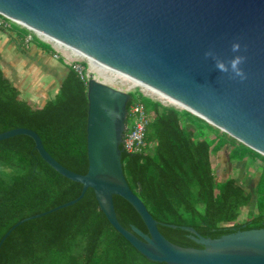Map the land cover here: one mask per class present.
Instances as JSON below:
<instances>
[{
  "label": "water",
  "instance_id": "95a60500",
  "mask_svg": "<svg viewBox=\"0 0 264 264\" xmlns=\"http://www.w3.org/2000/svg\"><path fill=\"white\" fill-rule=\"evenodd\" d=\"M0 16L166 96L172 105L264 156V0H0ZM233 45H238L236 51ZM237 56L240 76L232 70ZM87 97L85 175L57 162L32 130L17 128L0 134V142L31 138L51 168L83 186L77 199L18 222L0 241V249L20 225L76 205L91 189L110 225L151 262L264 264V229L211 239L192 227H180L202 249L167 240L124 174L121 146L130 93L91 76ZM115 196L134 208L147 234L121 225Z\"/></svg>",
  "mask_w": 264,
  "mask_h": 264
},
{
  "label": "trees",
  "instance_id": "16d2710c",
  "mask_svg": "<svg viewBox=\"0 0 264 264\" xmlns=\"http://www.w3.org/2000/svg\"><path fill=\"white\" fill-rule=\"evenodd\" d=\"M0 30L26 38L29 31L0 16ZM33 43L52 52L51 46L34 38ZM59 94L43 107L21 99V92L4 75L0 56V134L25 128L36 132L46 151L65 168L88 172L87 85L71 66ZM127 106L141 103L152 118L147 141L154 152L146 156L123 152L124 174L161 234L183 248L202 249L180 227H192L201 236L219 239L237 231L264 229V172L257 193L258 212L244 223L238 220L252 194L234 178L220 181L211 156L226 143L232 146L230 161L264 156L199 117L175 106L130 93ZM122 149V147H121ZM83 186L57 173L39 155L34 141L17 136L0 142V241L18 222L77 199ZM117 218L128 230L147 228L124 199L114 197ZM167 225H175L173 229ZM0 264H165L147 260L108 222L89 189L74 206L28 221L17 227L0 249Z\"/></svg>",
  "mask_w": 264,
  "mask_h": 264
},
{
  "label": "crops",
  "instance_id": "0c3cea01",
  "mask_svg": "<svg viewBox=\"0 0 264 264\" xmlns=\"http://www.w3.org/2000/svg\"><path fill=\"white\" fill-rule=\"evenodd\" d=\"M35 38H38L42 43L44 42L37 35ZM21 40L22 38L13 31L0 30L2 70L5 77L20 90L21 99L29 101L36 108H41L59 94L61 86L69 73V65L64 62L63 58L56 55L57 53L52 47L53 53L38 47L36 44L24 47ZM231 153L232 146L230 143H226L218 151L214 150L211 156L212 167L220 181L223 182L229 177L234 178L237 184L252 194L250 205L242 209V213L248 210V218L250 213L258 212L257 187L259 180L256 186H253L252 180H247V185H245L244 181L247 179L248 172L241 165L247 163L248 159L254 158L247 157L244 160L230 161L229 155ZM220 162L222 163V172L216 168V164L220 165ZM262 162L264 163L263 160ZM232 173L236 175L232 176Z\"/></svg>",
  "mask_w": 264,
  "mask_h": 264
},
{
  "label": "rangeland",
  "instance_id": "374dc122",
  "mask_svg": "<svg viewBox=\"0 0 264 264\" xmlns=\"http://www.w3.org/2000/svg\"><path fill=\"white\" fill-rule=\"evenodd\" d=\"M21 28H23L22 26H20ZM29 31V30H28ZM36 37V34L34 32L29 31L28 36L26 37V39L24 38L23 40H21V44L24 47H27L31 44L35 45L33 43V40ZM42 38V37H41ZM38 39V38H37ZM44 39V38H42ZM47 40L49 43H46L48 45H50L54 51L57 53L56 55L58 57H61L64 59V62L67 63L68 65H78L81 66L84 70L85 73L89 76H93L94 78H96L97 80L107 84L108 86L117 89V90H121L124 92H128V93H134L136 96H139L140 94H142L144 97L150 98L153 101L159 102L161 104H163L164 106H174L172 105L170 102L166 101L163 98H160L156 95H154L153 93L147 91V89H144L142 87H139L137 85H134V83L132 81L127 80L126 77H123L117 73H114L112 71H106L102 68V66L97 65V64H92L87 58H84L82 56H80L78 53L75 54L74 52H71L69 50H67L66 48L62 47L60 44H58L55 40L53 41V39H44ZM177 107V106H175ZM179 108V107H177ZM181 109V108H179ZM184 110V109H181ZM222 134H226L223 131H221L220 133ZM224 136V135H222ZM224 138H226L227 140H229V142L231 141V136L227 135ZM258 158V157H257ZM248 159V162L245 164H242L241 166L248 172L247 174V179H245V185H247V180H252L254 183L253 186L257 184L259 178H260V174H262L264 172V163L262 162V159ZM218 160V158H217ZM222 163L220 162V165ZM218 164H216V168L217 170L220 169V172H222V165L220 166ZM257 167H260L257 169ZM236 175L235 173H232V176ZM231 178V177H229ZM260 190H264V184L260 185ZM254 191V188H253ZM261 195V192H260ZM260 195H258V198H260ZM247 215H248V210L243 211V213L241 214L238 222L239 223H244L247 220Z\"/></svg>",
  "mask_w": 264,
  "mask_h": 264
},
{
  "label": "built area",
  "instance_id": "2783aa9c",
  "mask_svg": "<svg viewBox=\"0 0 264 264\" xmlns=\"http://www.w3.org/2000/svg\"><path fill=\"white\" fill-rule=\"evenodd\" d=\"M0 25L9 27L7 24L0 22ZM71 66L77 75L85 84H88L91 76L85 73L81 66ZM152 122V118L146 112L141 103H136L131 106L127 117L126 131L123 137L122 150L127 155L146 156L154 152V144L147 141V131Z\"/></svg>",
  "mask_w": 264,
  "mask_h": 264
},
{
  "label": "clouds",
  "instance_id": "9594fccd",
  "mask_svg": "<svg viewBox=\"0 0 264 264\" xmlns=\"http://www.w3.org/2000/svg\"><path fill=\"white\" fill-rule=\"evenodd\" d=\"M237 49H238V45H233V50L236 51ZM240 62H241V58L239 56H237L234 58V62L232 64V70L235 73V75H237V76L242 75V72L238 67Z\"/></svg>",
  "mask_w": 264,
  "mask_h": 264
},
{
  "label": "bare ground",
  "instance_id": "6f19581e",
  "mask_svg": "<svg viewBox=\"0 0 264 264\" xmlns=\"http://www.w3.org/2000/svg\"><path fill=\"white\" fill-rule=\"evenodd\" d=\"M42 38H44V39H51L50 37H48V36H44V35H40ZM52 40V39H51ZM47 41V40H46ZM50 41V40H49ZM54 41V40H53ZM48 42V41H47ZM57 42V41H56ZM75 54H77L76 52H75ZM90 62L94 65V64H97V65H99L98 63H96V62H94V61H92V60H90ZM100 66V65H99ZM104 70H106V71H110V70H108V69H106V68H104V67H102ZM127 80H129L128 78H127ZM129 81H131V80H129ZM133 82V81H132ZM134 83V85H137L135 82H133ZM147 91H149V92H151V93H153L154 95H156V96H158V97H160V98H163V99H165L166 101H168V102H170L169 100V98H167L166 96H164V95H161V94H159V93H157V92H152L151 90H149V89H147ZM171 103V102H170ZM173 103V102H172ZM179 105V104H178ZM180 106V105H179ZM181 107V106H180Z\"/></svg>",
  "mask_w": 264,
  "mask_h": 264
}]
</instances>
